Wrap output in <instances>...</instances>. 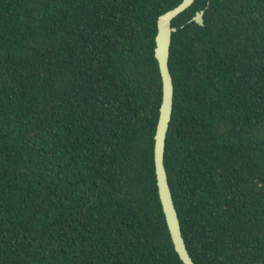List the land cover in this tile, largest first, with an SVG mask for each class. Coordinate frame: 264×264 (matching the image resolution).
<instances>
[{"label": "trees", "instance_id": "obj_1", "mask_svg": "<svg viewBox=\"0 0 264 264\" xmlns=\"http://www.w3.org/2000/svg\"><path fill=\"white\" fill-rule=\"evenodd\" d=\"M180 1L0 0V264H183L153 163L156 23ZM171 25L186 248L264 264V0H194Z\"/></svg>", "mask_w": 264, "mask_h": 264}, {"label": "water", "instance_id": "obj_2", "mask_svg": "<svg viewBox=\"0 0 264 264\" xmlns=\"http://www.w3.org/2000/svg\"><path fill=\"white\" fill-rule=\"evenodd\" d=\"M194 0H181L174 7L166 10L157 17L154 57L161 79V101L158 109V118L153 135V163L157 186V193L165 217L166 225L171 237L174 250L183 264H195L188 253L184 239L181 234L179 219L173 203L172 194L168 185L167 172L164 166L165 138L171 118L173 104V81L168 67V53L171 33L176 27L171 21L179 13L189 7ZM203 10L195 12L191 18L202 25Z\"/></svg>", "mask_w": 264, "mask_h": 264}]
</instances>
